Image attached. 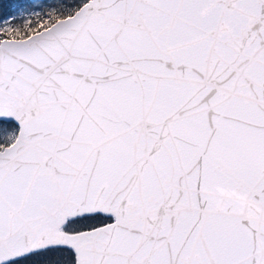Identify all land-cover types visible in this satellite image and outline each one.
Masks as SVG:
<instances>
[{
    "label": "snow or ice",
    "instance_id": "obj_1",
    "mask_svg": "<svg viewBox=\"0 0 264 264\" xmlns=\"http://www.w3.org/2000/svg\"><path fill=\"white\" fill-rule=\"evenodd\" d=\"M0 264H264V0H0Z\"/></svg>",
    "mask_w": 264,
    "mask_h": 264
}]
</instances>
